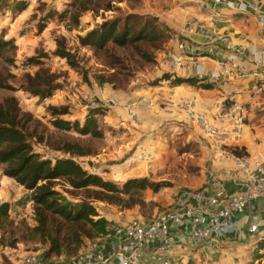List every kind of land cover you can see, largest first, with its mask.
Here are the masks:
<instances>
[{"label":"trees","instance_id":"1","mask_svg":"<svg viewBox=\"0 0 264 264\" xmlns=\"http://www.w3.org/2000/svg\"><path fill=\"white\" fill-rule=\"evenodd\" d=\"M68 3L59 15L67 30H78L82 27L81 17L86 13L112 12L119 10L117 5L125 0H67ZM78 45L89 49L94 56L104 55L109 62L105 66L112 71L109 75H99V86L107 84L113 90L125 91L128 88L126 76L117 73L126 69L112 47L129 48L145 63H153L154 55L147 53L138 44L145 43L153 52L163 50L168 38L157 24L156 18L128 14L121 19L104 21L78 36ZM14 40L0 38V59L9 66H14L11 57L16 52ZM54 56L65 61L75 73L87 78L83 73L76 52L68 49L63 37L55 40ZM37 69L24 73L16 82L18 89L32 94L34 97L46 99L54 90L60 89V74L52 72L43 66L41 60L29 59ZM121 77L123 79H121ZM170 74H163L158 81L171 80L172 85H196L194 79H181ZM15 79V77H13ZM172 78V79H171ZM203 89L208 86L201 85ZM0 89L13 91L0 74ZM102 108L89 112L83 124L61 119L69 115L67 107H49L52 117L50 127L70 133L87 140H101L104 137L99 124H104ZM48 127L43 126L31 113L23 111L14 96L0 99V179L2 176L12 179L17 185L31 193L30 223L16 221L10 215L9 203L0 202V240L6 235L12 239L9 246L17 243L30 242L33 245L46 247L43 257L51 259L63 253L75 255L85 241L101 239L110 235V223L102 217L98 210L99 204L116 208L118 211L133 210L146 205L144 192H157L169 187L165 183H154L147 178L128 179L122 186L105 180L103 177L84 170L75 160L96 156L98 153L84 147L80 141L51 142ZM35 145L48 148L52 152L64 155V158H45ZM228 151L235 157H247L244 149L230 147ZM76 203L64 197L61 191ZM21 222V223H20ZM18 224L21 229L17 228ZM17 232V235L16 233Z\"/></svg>","mask_w":264,"mask_h":264},{"label":"rangeland","instance_id":"2","mask_svg":"<svg viewBox=\"0 0 264 264\" xmlns=\"http://www.w3.org/2000/svg\"><path fill=\"white\" fill-rule=\"evenodd\" d=\"M66 3H68L67 0H0V38L14 40L17 47L15 54L11 56L14 59V66H9L0 59V74L5 77L9 85L14 87L13 91L0 89V99L7 96L16 97L23 111L31 113L43 126L48 127L51 142L77 140L80 141L82 146L89 147L91 151L98 153L96 156L75 160L87 172L99 175L120 187L128 179L135 177L147 178L154 183L167 184L169 187L161 188L157 192L145 191L144 199L148 196L154 198V200L146 202V205L141 208L136 207L130 210L131 212H127L120 218V220L125 218L130 220L132 217H137L141 221L149 222L163 211L171 208L173 205L171 201H174L179 190L195 189L202 183V179L205 178L202 170L206 168V162L201 159L203 148L202 145H200L201 148L198 146V142L202 144L205 141L203 136L197 130L199 135L195 136L189 128L174 132L172 135L163 133L156 140L155 148L141 154H139L138 148L135 156L132 157V155L126 160L127 151L130 147L125 148L124 152L118 151L117 147H113L118 141L115 143L109 141V137L112 136L109 132L112 133V131L108 129L107 125L99 124L104 133L101 140L81 139L73 132L62 133L51 128L52 117L49 107H67L70 114L62 116L61 119L83 124L89 114L87 101L84 97H90L88 91H91L92 86L99 87L97 83L99 75L107 76L112 73L105 66L109 62L108 58L102 54L95 57L91 50L79 47L78 36H83L87 31L104 21L123 20L128 14H137L142 17L157 19V24L168 38L163 47V50H166L168 47L174 46L176 40L180 38L181 23L183 21L185 23L188 19L185 18L183 9L185 6L190 5V2L188 0H125L124 3L117 5L119 7L117 11L103 12L98 10L95 13L84 14L80 19L82 27L71 31L67 30L65 23L59 19ZM60 37L65 39L68 49L76 52L83 73L87 78L86 82H84L81 75L72 71L64 60L54 56L55 40ZM138 46L147 53L153 54L154 62H143L129 48L112 47L111 51L114 56H117V59L126 69L122 72L119 68L117 73L126 76L128 87L131 85L132 88L142 89L148 86H158V82H160L158 80L162 76V61L165 58V56L161 57L159 55L163 50L153 52L151 47L145 43H140ZM29 59L41 60L44 68L62 76L59 79L60 89L54 90L51 96L46 99H40L23 92L16 85V82L24 73L33 74L37 69V67L30 64ZM121 79L123 78L121 77ZM82 85L86 90H82L84 89L80 87ZM173 100L177 101L174 98ZM189 135L191 137L188 138ZM35 149L45 158L65 157L40 145H35ZM89 162L91 166H88ZM172 187H174L173 190L166 189ZM57 190L61 191L59 188ZM61 193L69 201L77 202L64 192L61 191ZM0 195L8 199L12 218L16 221L23 220L30 223L32 202L30 203L31 194L28 191L26 192L15 182H10L9 185L2 187ZM98 210L103 218L107 217L108 219H111L114 212L117 215H119L117 212H120L116 208L113 207L112 210L104 204H99ZM120 220L117 221V224L110 225H121ZM17 228L21 229L22 227L18 224ZM15 233L17 235V232ZM95 240L85 241L82 248L85 249ZM11 241L12 239L8 235L0 240V264H19L23 257L27 255L43 257L42 254L44 253L41 252L42 247L39 245L34 246L33 243L25 242L9 246ZM72 257L67 264L70 263ZM48 262L51 264H64L61 262Z\"/></svg>","mask_w":264,"mask_h":264},{"label":"crops","instance_id":"3","mask_svg":"<svg viewBox=\"0 0 264 264\" xmlns=\"http://www.w3.org/2000/svg\"><path fill=\"white\" fill-rule=\"evenodd\" d=\"M188 1L190 5L183 9L185 18L205 21L207 16L200 11L196 0ZM247 3L256 4L257 11L250 9L248 4L246 13L237 12L235 9H222L216 13L215 25L220 31L228 33L238 46L251 53H256L264 46V39L257 27L258 11H264V1L248 0ZM184 24L183 21L181 32ZM196 40L201 41L202 39L197 38ZM174 47L175 45L170 48L166 47L167 49L159 55L165 56L162 61V75L170 74L181 79H194L196 85H172L171 80H163L158 82V86H148L142 89L132 88L130 85L125 91H116L111 86L103 84L98 88H95L97 87L95 85L92 86L90 92L87 90L90 97L100 102L106 100L112 102L110 107L103 110L102 118L104 125L112 131V133L109 132L112 134L109 141L112 143L118 141L113 147H117V150L122 152L130 147L127 151V160L128 157L135 156L138 148L139 154L155 148L156 140L163 133L172 135L174 132L189 128L195 136L199 135L185 114L176 113L174 110L161 108L158 105H149V103L154 104L156 95H160L179 101L192 100L196 111L205 114L216 128L228 133L221 140L226 151L230 147L244 149L247 153L246 158L251 163L264 164V94L255 96L253 92L254 85L264 83V67L259 69L257 78L247 81L225 79L217 66V61L205 57L184 58L181 67L170 69L167 58ZM210 73L216 76L213 80L209 78ZM201 85L208 86V88L203 89ZM80 87L84 88V85ZM234 99L246 106V127L237 139L231 137L232 120L227 118L231 101ZM128 107L133 110V119L128 114ZM200 145L203 148L201 159L206 162V168L202 170L205 178L195 189L210 190L212 182H216L227 195L242 192L244 177L237 165L231 159L219 154L217 148L213 147L208 140L205 139L202 144L198 142L201 148ZM10 182L14 181L2 176L0 190ZM173 188L166 189L173 190ZM144 200L149 202L154 198L147 196ZM0 202L9 203L8 199L2 195H0ZM108 207L113 210V207ZM129 211L117 212L119 215L114 212L111 219L104 218L110 224H117L121 216ZM120 221L121 225H125L129 220L125 218ZM253 223H259V231H264V199L253 201L245 212L237 217L235 228L220 240L197 247L178 245L171 251L170 258L176 264H264V240L249 232L250 225ZM108 239L109 236L101 238V240H107V243ZM45 250L46 247H42L41 252L44 253ZM149 250L148 248L147 251ZM71 257L63 253L47 261L67 264Z\"/></svg>","mask_w":264,"mask_h":264},{"label":"built area","instance_id":"4","mask_svg":"<svg viewBox=\"0 0 264 264\" xmlns=\"http://www.w3.org/2000/svg\"><path fill=\"white\" fill-rule=\"evenodd\" d=\"M247 1L196 0L200 11L207 18L205 21H197L195 18L186 20L180 38L168 55L169 68L181 67L184 58L205 57L217 61L218 68L227 80L247 81L257 78L259 69L264 67V46L256 53L246 51L228 33L220 31L215 25L216 13L222 9L246 13ZM249 6L257 11L256 4ZM257 27L264 39V11H258ZM197 38L202 40L198 41ZM215 77L210 73V79ZM253 92L255 96L264 94V83L254 85ZM84 98L90 111L106 109L112 104L108 100L100 102L93 97ZM149 105L185 114L191 125L217 148L219 154L237 165L244 177L243 191L227 195L216 182H212L210 190L181 189L171 208L155 219L144 222L132 217L125 225H111L109 244L107 240L96 239L72 257L69 264H176L170 258L175 247H197L220 240L235 228L237 217L253 201L264 199V164L251 163L246 157H235L226 151L221 140L228 133L216 128L205 114L196 111L192 100L174 101L171 97L156 95L154 104ZM127 111L133 119L132 108L128 107ZM227 118L232 120L231 137L239 138L246 127L245 104L232 100ZM259 225L251 224L249 232L264 240V231H259ZM19 264L51 263L44 257L27 255Z\"/></svg>","mask_w":264,"mask_h":264},{"label":"water","instance_id":"5","mask_svg":"<svg viewBox=\"0 0 264 264\" xmlns=\"http://www.w3.org/2000/svg\"><path fill=\"white\" fill-rule=\"evenodd\" d=\"M88 166H91V163L90 162L88 163Z\"/></svg>","mask_w":264,"mask_h":264}]
</instances>
